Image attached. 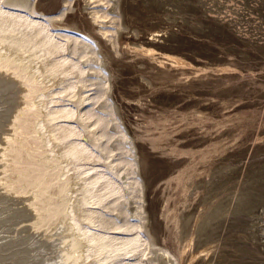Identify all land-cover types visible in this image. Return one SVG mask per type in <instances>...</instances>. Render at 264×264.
Listing matches in <instances>:
<instances>
[{"label":"rangeland","instance_id":"374dc122","mask_svg":"<svg viewBox=\"0 0 264 264\" xmlns=\"http://www.w3.org/2000/svg\"><path fill=\"white\" fill-rule=\"evenodd\" d=\"M0 11L39 22L61 49L50 60L76 68L39 83L48 110L72 113L52 125L76 130L69 141L89 156L56 183L70 180L73 201L81 177L99 181L91 196L102 203L73 212L80 230L140 237L124 264H264V0H0ZM10 201L0 240L30 237L0 264L57 259L70 225L34 228L25 200ZM9 203L21 214L7 216ZM33 244L42 248L23 253Z\"/></svg>","mask_w":264,"mask_h":264},{"label":"bare ground","instance_id":"6f19581e","mask_svg":"<svg viewBox=\"0 0 264 264\" xmlns=\"http://www.w3.org/2000/svg\"><path fill=\"white\" fill-rule=\"evenodd\" d=\"M15 1L22 2L24 0H12V2ZM25 18L23 17V15L21 17L17 14L11 15L9 13L0 11V85L2 86L0 87V118L7 114L6 112H8V114H10V112L12 114L13 112H15L17 116H15L16 118L14 120V123L12 120V122L9 120L10 118H7V122L9 121L13 124L11 128H9V126L11 125L8 126L7 122L5 123L3 121L5 124H7V128L3 126L0 129V132H5L8 129H10L8 131L11 132L10 134L0 136V210H2L0 212V215H4L2 213L8 206L6 205V203H8L9 200H11L10 202H12L13 200H16V202H18V200H25L24 204L22 205H24V208H26L27 210L23 211H27L28 213L29 210L30 214L33 215V221L31 225L34 226V228L45 227L49 230L52 229L56 222H59V224L67 223L68 225L66 226L70 225V229H68V237H66V232L68 231H63V233L65 232L64 238L66 241H63V243L61 244L64 247H62L61 255L59 252L60 256L55 259L57 261L54 260V256H52L50 253L47 257H45V260L42 258L43 263L45 261L47 262V264H53L54 262V264H88L86 263L89 262L87 260L96 258L98 264H112L116 261V264H124L119 262L120 257H123L122 255L127 256L129 253L135 255L136 251L142 245V240L140 237H107L105 235L91 233L86 230H80L78 225L74 224L72 220V215L75 210H81L82 207L84 208V206L87 204L99 205L100 203H102L103 200L101 198L96 200L95 203L92 200L93 198L91 196L92 190L99 181L96 179V181L93 180L94 182H87L89 179L87 180L86 177H81L80 181L83 182V188H80V191H82V195L80 199L73 201L69 196L66 195L67 188L65 187V184L69 183L70 180H65L61 184L56 183V178L54 177L59 176L60 170H66L68 168L74 171L76 174L78 173V168L76 169L75 163L87 159L89 156L87 155V151H85L84 147L69 141L71 137L77 135L76 130L65 125L55 126L54 123V125H52V122L57 121L56 119L58 118L64 117L66 119L72 117V113H70V111L68 112L60 109L48 110L47 104L49 103L50 96L47 94L48 91H43L45 87L43 85L44 83L40 84L39 82L47 79L53 81L56 78L58 79V77H60L61 75L63 77L64 75L67 76V74H69L70 72L75 73L74 69L76 68H74L75 66L73 65L69 66L70 62L66 63V61L63 62L50 60L52 55L58 54L56 52L61 51L58 46L59 43L57 45L56 42L53 43V41L49 40V36H47L46 33L44 34V32H46L44 31V26L43 30L39 22L32 23V21L30 20V22H28L25 20ZM66 40L69 41V39ZM46 88L47 87H45V89ZM44 92L47 93L43 94ZM17 108L18 110L16 111ZM12 114H10V117H12ZM80 118L79 120H81L82 123L86 122V120ZM41 124H43L44 126H41ZM97 124L98 126L103 125L102 123ZM44 129H47L45 130L46 132L44 131ZM95 132H89L91 133L89 137L96 136L97 134L94 135ZM102 135H98V137ZM103 137L104 136H102V138ZM92 140L94 141V144H97L98 138L94 137V139ZM60 145H62L64 148L61 149ZM26 148L28 149V152L24 151V149ZM29 151H31L32 153H29ZM47 163L49 165H47ZM51 196H53L54 204L49 207L52 201ZM20 205L21 204H19V206ZM10 206V210L9 208H7V216L10 215L14 217L15 214L17 215L20 213L18 211L21 206L19 207L16 205L17 209H12L11 204ZM12 212L15 214H13ZM88 212L89 215L90 213L93 214L92 211ZM44 216L45 218H48V221L44 219ZM62 216L64 218V221L60 222ZM8 218L4 217V219L0 220L5 221V219L8 220ZM86 219L88 220V222L90 221L89 217H87ZM11 222L12 220L8 221V223ZM13 222L15 221L13 220ZM0 224H2V222ZM4 224L2 225L5 229L6 224ZM13 225L14 223L11 225V227ZM3 226L0 227L1 232L2 230H4L2 229ZM8 227L7 230H10V224ZM17 227L19 226L17 225ZM19 229L20 228H18V230ZM30 229L27 230L30 232ZM41 229L42 228H40V230ZM12 230L14 231V229ZM118 230L121 231L120 228H117V231ZM130 230L131 229L127 228L123 229L122 231L130 233ZM23 231L24 230L22 229V231L19 233L22 234ZM5 233L6 232L4 231V234ZM19 233L18 235L22 236ZM43 234H46V231ZM5 236H7V234H5ZM16 236H9L6 240L4 239L5 241L0 240V243L2 242V245L0 246V252L5 248L6 249L4 250V252L8 251V248L14 249L13 247L17 244H21L23 246L24 243L22 241H25L30 237L28 235L29 237H26V239L23 238V240H21ZM40 237H42V235ZM44 237L47 239V236ZM0 239L2 238L0 237ZM38 240H40V238H38ZM42 241L43 240H41L40 242ZM80 241L85 243H83L84 246L82 247L84 248V250L82 249V254L77 255L79 254V252H81L79 250L81 249L82 244L78 245ZM42 244L45 245V243ZM18 245L16 247H19ZM31 246L32 245H29L28 247L26 246L27 248L23 253H32V251L35 252V250H39L40 248H42V245H37L36 247L33 244V247ZM29 247L31 248L29 249ZM38 255L42 254L38 253L35 256L37 257ZM34 257H30L31 259L29 260L26 259V257H20L19 259L24 263H26L25 261H28L27 264H34ZM19 259L18 261H20ZM0 260H3L2 256H0ZM132 264H140V262H135Z\"/></svg>","mask_w":264,"mask_h":264}]
</instances>
